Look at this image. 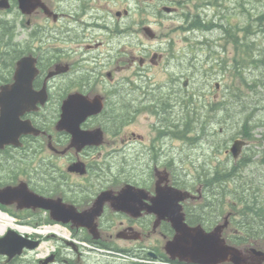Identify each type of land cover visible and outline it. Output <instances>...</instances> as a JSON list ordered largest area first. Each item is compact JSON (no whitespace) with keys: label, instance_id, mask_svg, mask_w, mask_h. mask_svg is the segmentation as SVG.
<instances>
[{"label":"flooded vegetation","instance_id":"1","mask_svg":"<svg viewBox=\"0 0 264 264\" xmlns=\"http://www.w3.org/2000/svg\"><path fill=\"white\" fill-rule=\"evenodd\" d=\"M101 1L75 0L82 18L71 15L68 18L73 9L70 11L67 0H53V11L59 14L58 19L53 14V43L36 42L32 45L33 51L26 52L37 57L39 67L33 81L34 93L25 99L31 107L21 111L24 102L14 96H8L5 101L13 109L8 119H14L22 131L13 141L15 144L0 148V187L22 186L18 192L22 196L5 197L8 204L0 203V209L11 212L24 229H19L15 236L18 244L10 242L8 230L0 233L3 244L0 247V264H201L173 259L166 249L167 243L176 235L173 215L177 212L171 210L176 202L168 195H159V191L167 185L183 187L184 181L169 160L164 162L162 146L166 118L160 115L166 112L165 98L151 97L153 94H164L158 90L161 86H157L149 76L151 63L158 65L164 56L156 54L149 57V45L143 40L139 44L138 51L141 52H132L131 64L128 65L132 73L135 70L131 87L145 96L133 95L128 105L129 99L123 98L121 93L122 81L116 80L114 75L123 65L118 63L115 55L104 52L105 41H98V37L90 35H94V31H102L106 43H109L115 38H128L139 30L145 32L144 26L133 28L135 24L127 21L122 22V27H118L119 21L104 25V16L99 19L97 13ZM115 1H121V7L123 2L127 4L122 9L126 13L130 11V15L133 7H129V2L136 0ZM145 1L150 5V1L154 0ZM233 2L155 0L148 14L172 15L180 13L181 9L185 11L184 7L188 11L195 7L199 10L198 17L205 22L207 15L210 16L209 11L215 10L214 17L220 16L221 22H212L223 28L227 26L223 10L233 8ZM243 5L244 2L239 3V8L245 12L247 8ZM134 9L138 12L142 10L141 7ZM116 10L119 11V8ZM124 17L126 14L122 13L120 19ZM197 28L201 32L215 29ZM38 30L34 28L31 31L36 33ZM22 32L23 29L17 30L16 34ZM13 33L12 28L7 37ZM105 62L113 63L114 67L104 69ZM52 70L53 76L49 77ZM14 72L15 66L8 80L5 78L2 81L10 83ZM74 92H81L90 100L103 95L105 106L100 113L82 120L81 107L77 106L72 110L76 115L71 117L73 127L79 125L85 131L102 129L103 139L100 141L94 139L87 144L80 141L74 147L73 133L58 128L63 104ZM82 101L79 98L77 103ZM150 105H154L156 111L153 112ZM142 111L154 113L160 118L153 136L137 130L135 126L131 128L134 125L130 122L131 118L134 122L136 114ZM156 167L162 172L156 173ZM129 184L133 188L126 193L133 192L122 195L128 200L126 210H116L117 198ZM199 187L202 190L201 185ZM107 191L110 193L104 196L101 207L102 194ZM41 197L51 199L50 207L39 203ZM206 198L205 194L204 199L189 198L182 204L190 225L203 224L210 231L220 220L216 218L214 209L207 210ZM74 222L86 227H76ZM94 223L96 234L90 230ZM59 227L66 230V235L56 232ZM28 228L33 232L52 233L31 234ZM235 233L239 231L231 221L225 227L223 236L233 240ZM49 242L50 249L43 254L42 250ZM19 244L23 246L21 250ZM248 247L246 249H250Z\"/></svg>","mask_w":264,"mask_h":264},{"label":"rangeland","instance_id":"2","mask_svg":"<svg viewBox=\"0 0 264 264\" xmlns=\"http://www.w3.org/2000/svg\"><path fill=\"white\" fill-rule=\"evenodd\" d=\"M50 1L53 2V0ZM69 1L72 4L71 7L75 8V0ZM154 2L155 0L150 1V5L145 0L129 2V7L133 9L122 21H138L139 29L142 22L141 28L145 24H150L158 38L152 40L139 30V33L128 38L123 37L121 40L115 38L114 41L102 47L106 54L112 47L114 48L109 51L111 53L121 50L116 60L123 67L118 73L114 72V75L116 80L123 82L121 84L123 94H126L127 99H131L133 95L145 96L142 92L134 91L129 82H125V79L134 78L132 69L128 65L131 53L139 52L140 45L136 43L143 40L144 43L152 45L149 47L152 50L149 52L150 55L154 54V51L165 52L164 59L158 65L149 66V76L157 86H161L158 90L164 93L154 94L151 97H163L169 105V110L160 116L163 119L166 118L168 127H173L174 123L179 124L178 127L168 128L170 136L164 139L162 146L164 162L168 160L172 162V168L176 173L181 174L187 186L194 184L197 186L196 182L204 169L211 168L212 171H210L213 172L218 166L229 167L235 162L228 149L235 139H244L246 137L244 130L248 129L249 142L241 158L244 155L249 156L254 164L244 169L243 174L246 178L243 182L248 187L254 184L260 185L259 197L264 201V165L261 164L264 155V85L256 83L259 81L258 78L264 75L262 69L264 66L257 69L254 63L264 56V32L260 29L264 24L263 16H260L264 14V0H234L233 8L223 10V15L227 17V26L232 29V33L238 39L237 42L234 36L233 39L230 37L231 42H228L223 29L215 24L212 27L215 29L210 32L195 30L188 33L178 28L183 22L186 25L190 24L187 19H184L182 9L179 10L180 13L172 15L148 14ZM241 2H244V7L247 8L245 13L239 8ZM123 3L121 7L120 2L107 0L100 2V6L108 9L109 12L106 14L114 16L116 21V9L123 10V6L127 5ZM136 7H141L142 10L135 11ZM184 9L187 10L186 7ZM209 14L210 16L207 15L209 20L202 21L203 25L200 28H209L211 23L221 22L220 16L214 17L215 10H210ZM12 15L16 16V14ZM12 15L8 16L13 17ZM112 16L110 19H114ZM36 18L33 26L40 25L42 38H52L53 35H46V33L50 32L53 22L43 14ZM32 27L25 28L20 37L24 38ZM166 34L169 36L168 40H161ZM94 35V37L105 36L99 30L94 31ZM169 38L174 40L170 46ZM201 41H208V43L203 45ZM16 46L18 47V44ZM105 64L104 69L114 67L113 63L105 62ZM187 80L188 85L185 86L184 83ZM217 84L220 88H217ZM127 104L129 105L130 101H127ZM126 110L130 112L128 108ZM130 122L134 123L131 128L136 127L137 130L153 136L156 134L155 127L160 124V118L154 113L142 111L136 114L134 122L132 118ZM187 122H190L189 129L181 137L174 134L179 128L185 129ZM151 165L154 163L151 162ZM227 184L230 186L229 191H233L235 187L233 181L232 183L228 181ZM215 187L220 189L219 184ZM229 198H224L226 203L223 208L230 202ZM263 217L264 214L258 219L260 222H255V225L264 227Z\"/></svg>","mask_w":264,"mask_h":264},{"label":"water","instance_id":"3","mask_svg":"<svg viewBox=\"0 0 264 264\" xmlns=\"http://www.w3.org/2000/svg\"><path fill=\"white\" fill-rule=\"evenodd\" d=\"M19 2L23 10L26 12L42 5L48 15H53L52 10L46 7L41 0H19ZM0 6L7 7L8 0H0ZM36 61V57H33L32 55L20 59L17 62L14 82L2 85L0 89V147H4L5 144L13 142L21 133L20 126L16 125L12 119H8L9 117L11 118L9 114L13 113V109L10 105H7L5 101H7L8 96L29 98V95L34 93L32 84L34 78L38 74ZM74 97V101H71ZM80 97L83 98L81 93H74L65 101L63 112L64 118L70 117L74 114L72 110L77 106H80L83 110L89 109V111L85 112V115L99 112L103 108V101L100 95H97L93 100L85 97L81 104L77 103ZM61 123L66 124V119ZM95 135L96 133H85L83 137L90 140L94 139ZM244 144L245 140L241 139H237L234 142L231 150L236 158L241 153ZM130 189L131 187H129V190ZM158 190H160V188H158ZM170 190L171 191H167V193H169L168 195L171 197L174 196L175 198L178 195V201L185 200L192 195L188 190H179L176 188ZM10 192L11 189L9 188H0V199L5 201V195L8 198ZM125 192H128V190ZM159 193L162 195L163 193H166V191H159ZM179 208L182 210V205H180ZM179 208L180 219L174 220V226L177 233L175 238L167 244V251L173 258L178 257L187 262H198L201 264H218L227 260L233 261L234 264H253V261H259L256 264L263 263V250L253 248L252 251L246 253L239 247L226 243L225 238L222 236V228L228 224V221H226L224 225H218L214 230L207 232L201 225L190 226L185 221V215ZM229 216L230 214L227 216V220ZM15 236V234L11 233L9 238H16Z\"/></svg>","mask_w":264,"mask_h":264},{"label":"trees","instance_id":"4","mask_svg":"<svg viewBox=\"0 0 264 264\" xmlns=\"http://www.w3.org/2000/svg\"><path fill=\"white\" fill-rule=\"evenodd\" d=\"M263 20H264V16H263ZM202 25L203 23H201L200 20L198 21V19L191 20V26H202ZM11 27L13 26L7 20L0 18V84L3 82L2 81L3 79L5 78L8 79L9 75H11L13 64L15 63V59L18 57V55H20V52L23 51V49L14 45L11 37L10 38L7 37L8 31L11 29ZM233 36L235 38V41L237 42L238 41L237 37L234 34ZM260 58L261 60L254 61V63H256L257 69H260L264 66V56ZM262 69L264 71V67ZM258 80L259 81H256L257 84L264 85V75L263 76L261 75V77L258 78ZM189 126H190V122H187L186 128H189ZM245 128L247 129L248 127ZM245 131H248V129ZM240 160L236 164H234L232 168L233 170L230 171L231 172L230 176L232 175V177L227 176L226 173L221 174L218 169L216 173H211L206 170L202 172V175L204 176L202 182L206 184L209 191L213 190L212 189L213 185L214 187L217 184L220 185V189L215 187L213 192V196L217 194V196L215 197L217 199L221 198L220 195H221V191L223 190H224L223 195L226 196V192H225V190L227 189L226 180L229 177H230L229 180L233 181V183L235 184V187L232 192L233 201H234L233 207L235 210L239 211L242 216V220H239L238 224L240 223L242 227L241 229L243 231L242 233L243 236H240L235 239V241L238 243L247 242L249 236L251 237L264 236L263 225L261 226L255 225V222L256 223L260 222V220L258 221V219L262 214H264V201L260 199L258 192L259 190L261 191V187L258 184L257 185L254 184V186L252 185L251 187H248V185H245V183L243 182L246 178V176L243 174L244 169L246 170L247 165L250 162H252L253 159L249 156L244 155ZM241 162L244 164L243 166ZM245 166L246 168H244ZM220 174L222 176H220ZM218 175L221 178H219ZM252 190H254V192ZM262 220L264 221V217L262 218Z\"/></svg>","mask_w":264,"mask_h":264},{"label":"bare ground","instance_id":"5","mask_svg":"<svg viewBox=\"0 0 264 264\" xmlns=\"http://www.w3.org/2000/svg\"><path fill=\"white\" fill-rule=\"evenodd\" d=\"M12 45V44H11ZM262 72V71H261ZM203 127V126H202ZM186 136V135H185ZM187 137V136H186ZM185 137V138H186ZM189 137V136H188ZM193 138V137H192ZM191 138V139H192ZM194 140V139H193ZM241 161V160H240ZM244 161H246V160H244ZM249 162V161H248ZM245 163V162H244ZM247 163V162H246ZM110 164V163H109ZM241 164H242V166L244 165L242 162H241ZM226 165H228V164H226ZM224 166V165H223ZM234 166V165H233ZM229 167H230V165H229ZM204 168H205V166H204ZM203 168V169H204ZM233 168V167H232ZM244 168H246V166L244 167ZM209 169V168H208ZM210 170H211V168H210ZM233 170V169H232ZM210 172V171H209ZM219 172V171H218ZM242 172V171H241ZM231 173V172H230ZM207 174V173H206ZM232 174H233V172H232ZM213 175H215V174H213ZM217 175V174H216ZM219 176V175H218ZM220 176H222L221 174H220ZM219 176V178H221ZM230 176V175H229ZM208 177V176H207ZM207 177H205V178H207ZM217 177V176H216ZM213 178H214V176H213ZM210 179H212V178H210ZM230 183V182H229ZM160 208V207H159ZM245 224V223H244ZM5 230V225L4 224H2V223H0V232H3ZM5 253V252H4Z\"/></svg>","mask_w":264,"mask_h":264}]
</instances>
